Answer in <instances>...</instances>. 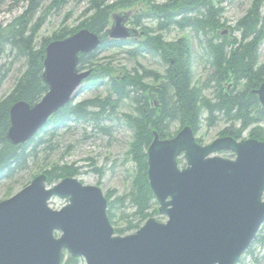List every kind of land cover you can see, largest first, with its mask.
Listing matches in <instances>:
<instances>
[{"label":"water","instance_id":"1","mask_svg":"<svg viewBox=\"0 0 264 264\" xmlns=\"http://www.w3.org/2000/svg\"><path fill=\"white\" fill-rule=\"evenodd\" d=\"M131 14L111 16L110 39L143 34L127 26ZM101 43L100 34L84 28L46 45L42 79L48 90L36 104L21 100L11 106L6 133L11 144L31 140L73 99L92 72L79 68V55ZM254 93L264 109V83ZM153 135L147 176L165 222L150 217L135 233L115 234L101 189L74 177L48 186L40 174L0 202V264H61L64 251L85 264H238L264 223V140L223 136L202 145L189 126L170 139ZM223 150L235 158L216 155ZM53 197L68 204L55 210Z\"/></svg>","mask_w":264,"mask_h":264},{"label":"trees","instance_id":"2","mask_svg":"<svg viewBox=\"0 0 264 264\" xmlns=\"http://www.w3.org/2000/svg\"><path fill=\"white\" fill-rule=\"evenodd\" d=\"M66 1L53 0L52 6L61 8ZM90 1L93 14L84 19L80 28H87L93 33L100 34L102 43L96 51L79 56V68L92 70L86 78L85 89L91 90L99 84H104L108 94L102 99L96 97L77 105L69 101L49 118L33 139L22 145L11 144L6 138L10 128L9 111L14 103L21 100L31 105L36 104L48 90L42 74L46 45L51 41L44 39L39 48L35 45L40 20L33 24L31 22L33 14L39 8V0H30L29 8L6 27L0 25V56L10 47L15 49L17 57L24 59L22 72L15 80L13 89L0 101V185L12 181L24 172L30 161L38 155L40 146L44 144L45 133L64 129L73 122L94 121L100 124L99 122L109 119L113 112H117V108L124 100L133 101L137 115H126L125 122L135 132L129 149V155L137 165L131 186L134 190L114 198V201H110L107 195L110 218V210L117 206L122 207L127 198L132 202L129 204L136 210L133 219L128 221L124 228L114 230L116 233L124 234L126 231L139 228V224L145 223L148 217L159 215L158 209L154 208L156 198L147 176L146 150L151 144L155 130L161 139H167L170 137L168 123L179 120L183 126L189 125L196 133L200 115L205 112L209 125L221 118L231 121L232 125L223 133L239 139L245 127L264 120V109L259 103L258 95L252 93L253 89L264 83V64L256 66L257 47L264 37V30L258 27L259 0L254 1L255 10L250 11L237 26L243 30L240 40H229V43L227 41L215 43L218 30L223 27V23L218 18L219 12L215 9L214 0H165L161 3L156 0H120L116 4H108L106 0ZM117 7H129L128 10H133L130 22L141 28L144 39L141 38L137 42L134 39L117 41L107 37L106 31L112 23L111 16L117 13L114 11ZM144 20L156 23L155 29L144 26L142 23ZM173 26L180 30L189 28L194 34L204 36L206 52L209 53L210 62L215 67L214 74L209 77L207 84L213 88L214 99L202 96L201 89L192 83V52L186 37L174 42L164 39L162 32ZM80 28L62 29L54 33L52 39L63 40ZM131 44H137L135 55L142 52L158 55L167 65L164 74L148 70L142 65L130 72L124 71L120 78H116L113 69L109 67L100 66L101 73L96 74L94 65L97 62L98 51L118 49ZM7 75L8 71L3 73L0 67V87ZM148 78L151 79V84L146 81ZM231 78L235 87L227 90L224 83ZM239 86L242 88L238 89ZM235 122H240L239 127L235 126ZM249 138L264 140V135L256 127L251 131ZM79 172L80 168L72 164H57L43 173L47 175V183L52 185L62 178L75 177ZM260 242L264 244V236L257 234L251 246ZM248 253H252L250 248ZM61 264H81V260L64 254Z\"/></svg>","mask_w":264,"mask_h":264},{"label":"rangeland","instance_id":"3","mask_svg":"<svg viewBox=\"0 0 264 264\" xmlns=\"http://www.w3.org/2000/svg\"><path fill=\"white\" fill-rule=\"evenodd\" d=\"M118 1L120 0H106V3L116 4ZM156 1L161 3L165 0ZM254 1L214 0L215 9L219 12L218 18L223 23V27L218 30L215 43L226 41L229 43V40L234 39L240 40L243 30L238 29L237 26L243 18L250 14V11L255 10ZM39 2V8L33 14V20L31 22L33 24L37 20H40V30L35 40L37 48L41 46L44 39H50L52 41L53 34L62 29L73 30L80 28L84 19L93 14L92 9H90V0H67V3L61 6V8L52 6L53 0H39ZM29 3L30 0H0V25L6 27L9 23L20 17L29 8ZM128 9L129 7H117L114 11H126ZM257 11L260 16L259 18L257 17L259 21L258 27L264 30V0H259ZM131 16L132 14L130 15L127 26L135 27L136 25L130 22L132 20ZM142 23L148 28L155 29L156 27V23L153 21L144 20ZM162 35L168 42H174L177 39L186 37L190 43L192 52V83L198 89H201L202 96L208 99H214L213 88L207 84L209 77L214 74L215 67L210 62L209 53L206 52L204 36L194 34L189 28L180 30L175 26L163 31ZM141 38L144 39V36ZM251 38L252 36L249 37L250 40ZM139 40H136V42ZM136 47L137 44H131L118 49L98 51L97 62L94 65V69L97 71L96 74L101 73L100 66L103 68L109 67L113 69V75L116 78H120L124 71L130 72L133 68L141 65L148 70H154L159 74H164L167 65L161 61L158 55H151L145 52H142L140 55H135L134 51ZM257 49L256 66L259 67L264 64V37H262ZM17 55L15 49L8 47L5 54L0 56V67H2L3 73L8 71V75L0 87V101L9 95V92L16 83L15 80L22 72L24 59L20 56L17 57ZM146 81L150 84L152 83L149 78ZM233 82L231 78V80L224 83L227 86V90L235 87ZM86 86L87 82H84L77 89L71 102L77 105V103L92 100L96 97L102 99L108 94L104 84H99L98 87L91 90L85 89ZM241 88L239 86L238 89ZM116 111L110 115L109 119L99 122L100 124L94 121L85 123L73 122L69 127L64 129H57L53 132L45 133L43 135L44 144L40 146L38 155L34 160L30 161L28 167L24 169V172L12 181H6L0 185V202L14 196L16 192L30 184L36 175L49 170L57 164H72L80 168V172L75 178L84 185H93L101 189L106 200H108L107 195L110 197V201H114V198L124 196L133 191L134 189L131 186L137 165L129 155V149L135 132L126 125L125 116L137 115L134 102L126 99ZM206 116V113L202 112L198 129L194 133L196 141H199L203 145L211 144L215 139L227 136L223 132L232 125L231 121L224 118L209 125ZM234 124L236 127H239L240 122H235ZM183 127L185 126L179 120L169 122V139L176 136ZM256 127L264 135L263 120L245 127L246 129H244L240 138L244 139L249 137L251 131ZM218 155L229 159H234L235 156L228 152L218 153ZM179 159L181 160L179 162L180 166L184 168L186 166L184 159ZM50 202V206L55 210H59V208L68 203L67 200L59 197L52 198ZM129 203L132 202L127 198L124 204H122V207L117 206L110 210L111 218L107 214L114 230L115 228H124L127 222L133 219V214L136 213V210ZM154 208L158 209L157 202H155ZM150 217L158 221H165L166 219L160 214ZM142 225H144V222H141L139 227ZM260 227L258 234L259 236H264V223ZM136 230H129L124 234H117H132ZM60 234L61 232H54L56 238H59ZM250 249L252 253H245L239 260V264H264V244L262 242L257 243L252 245ZM64 254L66 256L69 255L66 252ZM80 260L81 264H85L84 260Z\"/></svg>","mask_w":264,"mask_h":264},{"label":"flooded vegetation","instance_id":"4","mask_svg":"<svg viewBox=\"0 0 264 264\" xmlns=\"http://www.w3.org/2000/svg\"><path fill=\"white\" fill-rule=\"evenodd\" d=\"M229 137H230V136H229ZM223 152H227V151H223ZM223 152H222V153H223ZM228 153H229V152H228ZM230 154H231V153H230Z\"/></svg>","mask_w":264,"mask_h":264},{"label":"bare ground","instance_id":"5","mask_svg":"<svg viewBox=\"0 0 264 264\" xmlns=\"http://www.w3.org/2000/svg\"><path fill=\"white\" fill-rule=\"evenodd\" d=\"M49 203H51V202L49 201ZM161 216H164V215H161Z\"/></svg>","mask_w":264,"mask_h":264}]
</instances>
